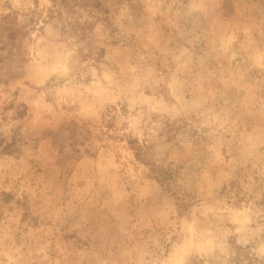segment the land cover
<instances>
[{"label": "rangeland", "instance_id": "1", "mask_svg": "<svg viewBox=\"0 0 264 264\" xmlns=\"http://www.w3.org/2000/svg\"><path fill=\"white\" fill-rule=\"evenodd\" d=\"M0 264H264V0H0Z\"/></svg>", "mask_w": 264, "mask_h": 264}]
</instances>
